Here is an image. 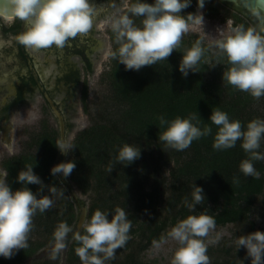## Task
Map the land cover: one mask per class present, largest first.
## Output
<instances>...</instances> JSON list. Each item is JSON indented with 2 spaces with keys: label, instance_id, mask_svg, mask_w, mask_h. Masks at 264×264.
<instances>
[{
  "label": "trees",
  "instance_id": "1",
  "mask_svg": "<svg viewBox=\"0 0 264 264\" xmlns=\"http://www.w3.org/2000/svg\"><path fill=\"white\" fill-rule=\"evenodd\" d=\"M192 44L185 41L166 60H161L156 65L143 66L138 71L127 70L122 63L111 58L109 81L112 96L105 106L107 111L102 112L93 124L77 133L72 141L74 147L66 159L56 147L59 142L58 130L50 129L32 137L31 143L23 152L2 161L13 189L21 186L16 180L18 171L25 165H33L34 171L45 185L63 189L64 195L61 196V208L53 212L50 209L44 213L37 212L33 217L29 237H44L37 243L28 239V247L19 249L11 258L0 256V264H50L36 258V252L51 244L54 228L60 221H67L75 228L79 208L67 197L69 190L59 175L53 176L50 172L58 161L73 159L76 167L68 176L69 179L85 193L94 191L87 219L97 208L114 212L119 206L127 211L131 228L129 239L122 248L129 249V252L123 259L115 260L114 257L108 264H159L157 261H144L138 253L153 240L164 238L162 230L170 214L172 223L189 214L190 210L184 200L185 197L191 199L194 179L196 184L203 187L206 196L205 202L197 205L196 211L213 216L215 225L248 220L257 210L256 202L260 195L263 197L264 208V160L254 162L261 173L260 179L245 177L239 170V163L247 154L240 146V141L232 148L213 149L217 126L208 119L211 110L218 107L226 111L230 118L239 119L242 126H246L255 117L264 118V106L261 110L255 109L258 103L264 102V96L255 104L256 98L222 79L221 67L214 68L211 74L209 65L204 62L208 53L205 47V54L198 65L199 71L190 72L187 77L182 76L178 64L183 50ZM116 47L114 44L113 49ZM226 66L228 67L227 64ZM87 96V86L84 85L83 98ZM113 109L115 112L112 114ZM190 113H198L201 116L200 126L210 125L212 133L193 140L190 147L183 151L171 148L163 150L164 144L158 139L159 132L163 130L159 127V116L171 119L176 115L187 116ZM124 143L141 147V156L128 165L115 164L118 148ZM32 145L37 146V151L33 150ZM146 148L160 152L159 156L152 154L150 161L146 160ZM259 150L264 151V141ZM162 158L165 162H161ZM170 160L177 162V166L170 172V180L160 179L158 173L162 168L161 164L163 166ZM109 165L113 166L111 172L107 170ZM151 175L155 177V183L151 189L146 190V183ZM234 176L239 177L238 183L233 182ZM160 180H163L161 184L167 181L169 185L168 195L163 199L160 198L157 184ZM28 187L35 192L39 186L29 184ZM159 209L164 210L166 215L162 221L157 222ZM143 214L148 215L147 225L138 222ZM137 236L141 237L138 241L134 240ZM70 239L71 236L69 241ZM76 246L77 243L71 239L66 264H82L75 253ZM132 248L135 250H131ZM217 251L208 247L210 264H245L243 261L237 262V256L231 257L230 249H226L224 255L217 254ZM227 255L230 257L227 258Z\"/></svg>",
  "mask_w": 264,
  "mask_h": 264
},
{
  "label": "clouds",
  "instance_id": "2",
  "mask_svg": "<svg viewBox=\"0 0 264 264\" xmlns=\"http://www.w3.org/2000/svg\"><path fill=\"white\" fill-rule=\"evenodd\" d=\"M11 4L12 17L24 21V28L16 39L33 49L63 47L70 38L89 32L94 25L91 0H11ZM190 4L191 0H125L123 8H117L107 19L114 34L113 43L117 46L109 55L127 70L137 71L143 66L166 60L173 50H178L182 36L190 30V24L204 23L203 13L199 10L181 14ZM204 4L205 0H197L198 9H202ZM6 15L4 10H0V17ZM136 17L141 18L139 23ZM214 47L218 56L227 58L228 67L222 72L224 81L256 99L264 96V28L257 30L237 25L228 32H221L214 41ZM204 54L203 38L185 48L178 64L182 76L199 71L198 65ZM208 119L217 126L213 149L235 147L239 140L247 154L239 163L240 172L245 177L260 179L261 173L254 162L264 160V151L259 150L264 141V118L255 117L242 126L239 119L230 118L226 111L217 107L211 110ZM200 125L198 113L176 115L171 119L160 115L159 127L163 130L159 132L158 139L164 144L162 149L183 151L193 140L212 133L210 125ZM56 147L61 153H66L74 145L61 140ZM140 156L141 147L124 143L118 148L114 163L128 165ZM75 167V161L68 159L53 165L50 172L53 176L59 173L66 178ZM112 169L113 166L109 165L107 170L111 172ZM7 177V171H0V256L11 258L19 249L28 247L36 213H44L51 208L53 197L63 196L64 191L45 185L33 165H25L18 171L16 180L21 185L18 188L13 189ZM194 180L191 199L185 197L184 200L189 214L179 219L167 233L176 242L170 264H210L209 245L205 238L215 228L216 222L206 212L196 211L206 196L203 187ZM233 182L238 183L239 177L234 176ZM29 184L39 187L34 192ZM130 228L127 211L119 206L114 212L95 209L79 229L67 221H60L52 234V258L56 259L67 247L71 233V239L77 243L75 253L82 264H108L115 257L116 250L126 244ZM241 246L246 249L251 264H264V231L257 229L239 235L236 250Z\"/></svg>",
  "mask_w": 264,
  "mask_h": 264
},
{
  "label": "rangeland",
  "instance_id": "3",
  "mask_svg": "<svg viewBox=\"0 0 264 264\" xmlns=\"http://www.w3.org/2000/svg\"><path fill=\"white\" fill-rule=\"evenodd\" d=\"M119 1V0H118ZM151 2V0H149ZM116 3V2H115ZM118 3V2H117ZM125 0H122V3L119 5V8H123ZM115 10L111 9L107 12L110 16ZM136 22H140V17H136ZM219 21V20H217ZM190 30L182 36V39L185 41H191L195 35H197L200 39L203 38V42L208 46L210 54H217V50L214 47V41L219 36V32L210 33L208 30L203 31L199 24L196 26L189 27ZM230 30L226 29V32ZM78 38L83 39L87 33H78ZM94 35H98L95 33ZM113 39L106 40V47L100 49L94 54L93 60V68L91 67L90 70H86L84 66L81 67V81L76 90L75 96L70 98L69 104H67L65 111H63L64 116L67 120L68 127V143L72 145L73 139L76 137L77 133L82 129L90 126L99 118V115L102 112H106V104L107 102L111 101L112 90L110 86V67L112 64L111 56L109 55L110 51L113 50L114 43ZM181 39V40H182ZM29 50L36 55V59L38 62H43L42 54L43 52L36 53L32 49ZM224 57H219L214 63L220 65L221 70H226L225 67L226 61L223 59ZM212 60L209 64H211ZM43 64V63H41ZM49 65L48 68H50ZM84 85L87 86L88 96L83 98V88ZM56 99L60 100V96H64L63 94L55 92ZM1 94V92H0ZM259 99L256 100V103ZM264 102L256 105L255 109L263 108ZM115 112V109L111 112L112 114ZM0 125L8 127V129H1L0 128V171H6L1 166V161L8 156L17 155L23 152L31 143L32 137H35L36 134L42 131H48L50 129H59L58 120L55 116L54 112L48 108L45 99L43 96L37 92L33 98L28 99L22 103H19L8 115L5 120H3ZM31 145V144H30ZM155 147V146H154ZM34 151H37V146L32 145ZM145 159L150 161V157H153L152 154L155 156H159L158 151L151 149L145 150ZM157 158V157H156ZM148 161V162H149ZM161 162H165V159L162 158ZM177 166V162L175 160H170L168 163L161 164V170L158 173V177L167 178L170 180V172L172 168ZM151 168V164L149 165ZM163 180L160 182L157 181L159 184V192L160 198L163 199L168 195V182L165 181L161 184ZM72 186L75 191L76 197L79 199L80 202H84L85 206H87V210H89L90 205L92 203V198L95 196L94 191L90 190L89 192L85 193L75 182L71 181ZM155 183V177L153 175L150 176L146 183V190H149L153 187ZM68 198L74 201L75 206L77 205L76 200L70 195L68 191ZM54 204L50 209L53 210L61 208L60 202L61 197H53ZM67 199V198H66ZM262 195L258 196L257 198V210L252 213L248 220L241 221V222H230L226 223L225 225H215V228L212 229L206 237V242L209 246L213 249L218 250V253L225 254L226 249H230V256H237V262L243 261L245 264H251L250 257L246 254V249L241 246L238 250H236V239L241 234H246L251 229V231H255L257 229L264 231V208L262 206ZM63 209V208H62ZM157 222H160L164 219L166 212L162 209L158 211ZM148 215L143 214L139 217V223L144 222L147 225ZM171 214L168 217L169 219L166 221V225L162 230L164 233V238L162 240H153L143 251L138 253V256L143 259L144 261H157L159 264H169L173 251L176 247V242L167 236L168 231L171 227L175 224L172 223L170 220ZM253 225V228H251ZM69 236H72L69 233ZM44 236H31L29 237L30 240L39 242ZM141 237L137 236L134 237V240L138 241ZM71 241V239H70ZM67 243V247L63 249L56 257V259L52 258V250L48 251V247L51 245H46L40 248L35 257L38 259L46 260L50 264H66L67 253L69 249V243ZM208 246V247H209ZM135 250V249H131ZM129 252V249L125 248H118L115 254V260H121L124 258L125 254ZM227 255L226 257H230ZM41 257V258H40ZM225 257V258H226ZM30 261H32L30 259ZM29 261V262H30Z\"/></svg>",
  "mask_w": 264,
  "mask_h": 264
},
{
  "label": "flooded vegetation",
  "instance_id": "4",
  "mask_svg": "<svg viewBox=\"0 0 264 264\" xmlns=\"http://www.w3.org/2000/svg\"><path fill=\"white\" fill-rule=\"evenodd\" d=\"M91 2L95 16L93 28L83 39L76 35L63 47L52 46L39 50L27 47L16 39L24 28V21L12 15L0 17V123L19 103L33 98L37 92L43 96L52 112L46 93L53 98L55 105L62 112L65 111L70 98L75 96L80 84L81 66L83 65L86 70L93 68L94 54L106 47L107 38L109 40L113 38L107 23L109 17L107 12L111 9L116 11L122 0H91ZM198 10L203 13L204 23H193L189 27L199 24L203 31L208 30L210 33L226 32V29L230 30L237 25L255 27L257 30L264 28V0H257L253 7L246 6L243 0H236V2L205 0L202 9L197 8V0H191V4L183 9L181 14L195 13ZM95 33L98 35H94ZM197 39L200 38L195 35L188 44L194 43ZM184 42L185 40L182 39L181 44ZM203 46L208 51L204 62L209 65V72L212 74L213 69L219 68L220 65L210 66L209 63L212 60L211 64H214L220 56L210 54L204 42ZM29 48L36 53L43 52V62H38L36 55ZM223 59L227 64V58ZM49 65H51L50 68H48ZM56 91L64 95L60 96V100L56 99ZM0 128L8 129L3 125H0ZM2 161L1 166L4 168Z\"/></svg>",
  "mask_w": 264,
  "mask_h": 264
},
{
  "label": "water",
  "instance_id": "5",
  "mask_svg": "<svg viewBox=\"0 0 264 264\" xmlns=\"http://www.w3.org/2000/svg\"><path fill=\"white\" fill-rule=\"evenodd\" d=\"M228 1L236 2V0H228ZM243 1H244L245 5L248 7H253L254 4H256V2H257V0H243ZM10 6L12 7L11 0H0V10H4L6 13H11ZM5 7H7V9ZM7 11H10V12H7ZM46 97H47L48 101L50 102V104L52 106V110H53V112H54V114L58 120L59 142L61 140L68 142V138H69V136H68V125H67V120L64 116V113L55 105L54 100L50 95H48L46 93ZM61 154H62L63 158L66 159L69 152L61 153ZM58 175H59L61 181L63 182V184L68 188L70 195L77 202V205L79 208V214H78V218H77L76 223H75V229H79L80 225L87 220V215H88L87 206H85V204L83 205L79 201V199L76 197L74 188L72 186V183H71V180L69 179V177L65 178L62 176V174H59V173H58ZM47 250L51 251V245L48 247Z\"/></svg>",
  "mask_w": 264,
  "mask_h": 264
},
{
  "label": "bare ground",
  "instance_id": "6",
  "mask_svg": "<svg viewBox=\"0 0 264 264\" xmlns=\"http://www.w3.org/2000/svg\"><path fill=\"white\" fill-rule=\"evenodd\" d=\"M7 16H11V14L10 13H7Z\"/></svg>",
  "mask_w": 264,
  "mask_h": 264
}]
</instances>
